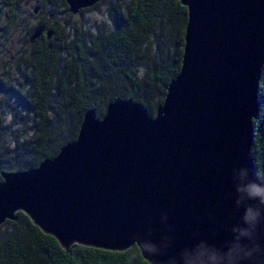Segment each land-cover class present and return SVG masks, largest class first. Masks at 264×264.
I'll list each match as a JSON object with an SVG mask.
<instances>
[{"label":"water","instance_id":"obj_1","mask_svg":"<svg viewBox=\"0 0 264 264\" xmlns=\"http://www.w3.org/2000/svg\"><path fill=\"white\" fill-rule=\"evenodd\" d=\"M97 1L65 4L74 14ZM178 2L186 9L180 65L153 115L122 99L101 117L86 111L52 158L1 173L0 224L19 211L65 249L135 244L149 264H244L242 245L253 242L264 253V204L236 190L264 187L248 156L264 0ZM248 206L259 231L243 219Z\"/></svg>","mask_w":264,"mask_h":264},{"label":"trees","instance_id":"obj_2","mask_svg":"<svg viewBox=\"0 0 264 264\" xmlns=\"http://www.w3.org/2000/svg\"><path fill=\"white\" fill-rule=\"evenodd\" d=\"M61 3L66 6L65 13L73 14L68 11L65 0ZM31 12L39 14V21L24 39L25 46L32 51L27 55L29 68L21 103L26 113H33L39 122L34 123L31 136H16L0 150V181L1 173L24 171L36 167L45 158H52L62 145L75 139L82 116L90 109L96 117H101L108 102L131 100L152 116L180 65L186 9L178 0H131L130 6L122 10L116 5L111 13L115 29L99 38L90 36L91 52L80 33L62 36V28L43 18L42 7L35 5ZM175 23L177 26H172ZM163 25L173 28L162 35L159 29ZM37 27H43L42 32L29 42ZM47 30H51L49 37L45 36ZM150 34L154 36L153 46L147 41ZM170 35L176 39V46L168 54L165 49ZM62 55L69 59L67 70L60 68ZM138 68L146 73L137 75ZM106 79H111L108 82H114L113 85L105 83ZM98 83L106 84L103 91L98 89ZM257 100L248 156L258 180L264 181V63L257 81ZM45 108L53 112L59 108L63 112V122L67 124L62 138L56 139L46 128ZM1 226L0 264H149L135 244L123 250H107L72 243L65 249L19 211L15 219H5Z\"/></svg>","mask_w":264,"mask_h":264},{"label":"rangeland","instance_id":"obj_3","mask_svg":"<svg viewBox=\"0 0 264 264\" xmlns=\"http://www.w3.org/2000/svg\"><path fill=\"white\" fill-rule=\"evenodd\" d=\"M130 4L131 0H99L93 7L69 15L65 13L66 6L62 5L61 0H0V143H2L0 150L5 144L10 145L16 136L25 138L31 136L33 131L31 129L35 127L34 123L39 122L33 113H26L21 103L25 95L26 83L24 81L29 68L27 55L32 51L25 46L24 39L39 21V14L31 12L32 7L35 5L42 7L43 18L49 19V22H53L59 29L62 28V36L70 37L80 33L91 52L93 48L89 44V37L99 38V36L111 33L115 29L111 13L115 10L116 5L122 10ZM172 26L176 27L177 23ZM157 27L155 25L156 29ZM172 28L163 25L159 32L162 35L163 33L167 34ZM61 35L59 33V36ZM153 37L150 34L147 38L148 44L152 46L154 45ZM52 42L58 43L55 40ZM175 46L176 39L170 35L165 50L171 54ZM69 64L68 57L62 55L60 68L67 70ZM136 73L141 76L146 71L143 68H138ZM108 81L111 79H106L105 83H110ZM68 82H72V79H68ZM117 82L118 85H121V80L117 79ZM105 83L97 84L100 91L106 87ZM113 83L110 84L113 85ZM44 111L47 112L46 128L54 134L56 139L62 138V134H66L64 128L67 124L63 122V112L59 108H55L54 112L48 108H45ZM66 115L67 120L70 121V114L67 112ZM31 117L33 118L31 119ZM0 228L2 229L3 226Z\"/></svg>","mask_w":264,"mask_h":264},{"label":"clouds","instance_id":"obj_4","mask_svg":"<svg viewBox=\"0 0 264 264\" xmlns=\"http://www.w3.org/2000/svg\"><path fill=\"white\" fill-rule=\"evenodd\" d=\"M237 192L246 191L250 198H259V203L264 204V187H261L259 183L250 182L245 187L241 188L237 186ZM258 213L253 212L252 206H248L246 212L243 215V219L245 222L252 223L256 221V216ZM253 227L259 231L261 230V225L258 221L253 224ZM244 234L247 235V230H244ZM245 251V255L243 257L244 264H264V253L261 252V247L259 243L253 242L252 244H244L242 245ZM142 251L144 250L143 247ZM255 253V254H254ZM199 259V258H197Z\"/></svg>","mask_w":264,"mask_h":264}]
</instances>
